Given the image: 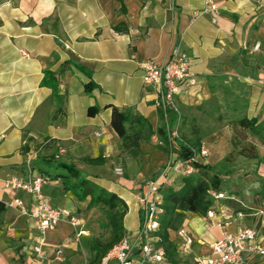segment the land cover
I'll list each match as a JSON object with an SVG mask.
<instances>
[{"label":"crops","instance_id":"0c3cea01","mask_svg":"<svg viewBox=\"0 0 264 264\" xmlns=\"http://www.w3.org/2000/svg\"><path fill=\"white\" fill-rule=\"evenodd\" d=\"M195 12L200 16L193 21ZM177 46L190 58L196 78L194 86L176 97L182 118L179 123L173 118L170 130L181 136L188 133V123L200 125L204 115L199 112L214 111L212 101L218 96L221 107L215 109L232 112L227 87L239 93L232 101L244 105L245 117L264 121V0H0V264H41L44 259L33 252V221L12 205L19 198L30 209V196L5 190L3 184L30 174L48 177L57 160L94 181L111 177L101 187L125 202L123 226L135 243L142 198L137 188L166 162L155 144L163 118L142 84L139 64L166 62ZM90 81L95 87L86 94L84 85ZM91 107L98 109L94 116L87 113ZM112 108L132 111L152 128V137L140 143V166L128 157L121 162L120 141L110 128ZM212 134L205 142L223 137ZM56 146L63 150L58 159ZM231 151L204 163L214 166ZM97 157L104 165L85 161ZM108 162L113 170H122L124 183L116 181ZM234 163L225 189L231 206L219 200L212 218L185 214L179 229L193 240L190 253H180L177 231L169 233L178 264H204L211 244L240 229H253L256 237L250 244L264 249V148L257 149V159L238 157ZM44 194L53 206L73 215L82 204L64 193L59 179L45 186ZM64 223L46 234L44 250ZM249 260L264 264V256L257 254Z\"/></svg>","mask_w":264,"mask_h":264},{"label":"built area","instance_id":"2783aa9c","mask_svg":"<svg viewBox=\"0 0 264 264\" xmlns=\"http://www.w3.org/2000/svg\"><path fill=\"white\" fill-rule=\"evenodd\" d=\"M209 4V3H208ZM215 10V6H208ZM207 7V8H208ZM206 10H204L205 12ZM200 16L195 12L193 21ZM26 56V54H23ZM142 71L141 80L146 89L153 95L154 107L162 113L164 124L167 127L166 141L156 140L157 147H166V162L158 172L157 176L150 178L145 183L146 192L140 199L141 221L139 231L136 235L135 243L130 242L125 237L118 245L113 247L101 260L100 264H166V257L162 249H156L155 243L158 238L154 235L159 228V220L163 214L162 201L159 196L161 185L176 187L177 181L194 172L193 162L208 157V150L201 147L199 150L192 149L193 158L183 160L177 156V141H181L177 130L169 129V118L181 121V112L176 102V97L185 89L194 86L195 74L191 71V60L186 53L181 52L179 47H174L170 58L166 62H156L146 60L139 64ZM22 145L27 146L24 141ZM57 147L58 159L63 150ZM32 158H28L26 163L29 165ZM116 175H121L122 170L116 168ZM52 179L47 176H33L30 174L26 180L10 179L3 184L8 191H21L28 194L31 198V208L28 209L19 198L12 200L20 214L33 221L37 235L33 252L38 257H43L46 251L45 236L54 230L61 222L68 223L76 231V237L85 236L87 232L77 229L80 221L68 210L53 206L48 197L44 194V187L52 185ZM216 200H226L224 192L215 193ZM264 206V204H263ZM214 211H209L205 217L212 218ZM222 217H225L222 214ZM177 237L180 241L179 251L182 254H189L193 244L192 238L188 233L179 229ZM256 234L253 229H240L235 234L224 233L220 240L210 245L209 255L205 257L204 264H254L249 258L255 254L264 256V249L258 245H251L255 240Z\"/></svg>","mask_w":264,"mask_h":264},{"label":"trees","instance_id":"16d2710c","mask_svg":"<svg viewBox=\"0 0 264 264\" xmlns=\"http://www.w3.org/2000/svg\"><path fill=\"white\" fill-rule=\"evenodd\" d=\"M77 67L82 69L80 66ZM86 74L91 77L90 73ZM94 87L95 85L91 81L88 82L84 85L85 93L90 94ZM87 113L89 116H94L98 113V109L91 107ZM160 114L162 116V113ZM172 120L173 116L170 115L169 123ZM232 125L243 131L252 140H244L241 143L230 140L232 151L221 162L212 166L204 162L194 161L193 174L180 178L176 187L161 185L159 188L163 214L159 220V228L154 234L158 238L154 245L156 249L164 251L167 264L179 263L177 245L170 240L169 233L179 230L187 213L205 217L209 211H215L214 206L217 200L213 194L225 192L227 187L224 177H231L235 160L238 157L257 159V148L264 146V121L259 122L257 118L248 119L243 116ZM110 128L120 141L119 157L121 162L123 163L124 158L128 157L140 166L142 158L140 143L148 141L154 134L148 121L130 110L112 108ZM155 134L159 139L166 141V125L163 123L158 127ZM177 145V156L183 160L193 158L191 150H195L194 147L199 150L201 147L199 141H196V145H192L181 140L177 141ZM159 149L166 154V147H159ZM85 161L93 166H102L105 163L102 157L86 159ZM53 167L55 172L50 174L51 177H48L52 180L59 179L65 194L72 195L78 203L88 201V208L99 207L106 214L111 238L104 244L92 243L91 250L94 252V257L88 263L100 264L102 258L126 237L123 219L127 213V206L123 200L96 184L85 173L71 164L56 161ZM157 173H154L151 178ZM225 201H229L231 206L232 202L229 196Z\"/></svg>","mask_w":264,"mask_h":264},{"label":"rangeland","instance_id":"374dc122","mask_svg":"<svg viewBox=\"0 0 264 264\" xmlns=\"http://www.w3.org/2000/svg\"><path fill=\"white\" fill-rule=\"evenodd\" d=\"M226 89L230 92L229 94L232 95V97H227V100L235 104V105L233 104L234 109L232 112L228 110L224 112L220 108L215 109L219 106L221 107L220 97L218 96L217 98H214V100L212 101L213 102L212 106L214 111L205 109L204 111L199 112L202 115H204L199 120L200 125H198L197 121H194L196 124V126L194 127L191 126V123H188L187 124L189 126L188 133H182L181 136L179 135L180 139L183 140V142L196 145V141L199 142L201 141L200 142L201 147H203L204 145L208 149V153H209L208 157L205 160L199 159L198 160L199 162H207V163L216 162L227 152V150L232 148L231 145L232 141L236 143L240 141L241 143L244 142V140H249V141L252 140L243 131L237 129L235 126L232 125L233 123H235L237 119L244 116L245 107L244 105H242L243 107H241V105L238 104L237 101H232L234 96L237 97L239 93L231 91L230 88L228 87ZM190 115L192 114L190 113ZM181 118H182V114H181ZM210 133L218 135L217 137L219 136L221 137L223 135L222 137L223 140L222 138H219L222 141L218 140L215 143L205 142L206 138L209 137ZM224 135L226 136V139H224ZM194 148L195 150H198L197 147ZM258 148H264V146ZM57 161L61 162V160H57ZM234 166H236L235 163ZM107 167L109 168V170L110 167H112L113 175L119 178V179L116 178V181L121 183L125 182L126 178L125 176L123 177V173L120 176L114 174V170L111 162L107 163ZM51 169H54V167H51ZM87 171H91V170L88 169ZM85 174L89 179H91L90 178L91 175L87 173ZM97 178H99L100 180L99 181L95 180L96 182L94 180L93 181L99 186H103V187H106V182H108V179H111L110 176L108 177V179L99 176ZM224 180L225 182H227V177H224ZM144 184H145V180L140 182L139 187L137 188V191L140 196L141 195L143 196L144 193L146 192V188ZM141 186L144 187L143 190L140 189ZM227 194L229 195V193ZM218 201L219 200L215 202V205L218 203ZM87 202L88 201L74 208L75 211L74 216L80 221L79 227H77V229L78 228L83 229L87 232V234L85 236H81L77 238L75 229H73L68 223H64L63 225L59 226L57 230L49 236L48 244L46 247L47 250L45 249L46 251H50V253L56 252L58 253V255L56 256L51 253L50 256L48 257L44 256V259L41 261V264H88L89 261L92 260L94 257V252H92L91 250L92 243L99 242L104 244L109 241V239L111 238V231L110 228L108 227L107 218L104 210L99 207L88 208ZM59 234H62L63 237L62 238L60 236L58 237ZM110 264H114V263L111 262Z\"/></svg>","mask_w":264,"mask_h":264}]
</instances>
